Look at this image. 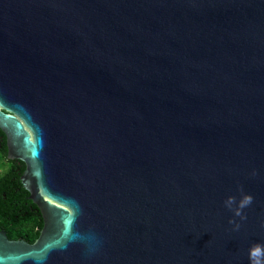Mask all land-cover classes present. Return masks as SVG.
<instances>
[{
	"label": "water",
	"instance_id": "1",
	"mask_svg": "<svg viewBox=\"0 0 264 264\" xmlns=\"http://www.w3.org/2000/svg\"><path fill=\"white\" fill-rule=\"evenodd\" d=\"M0 129L42 217L32 242L0 228V264H249L264 0H0Z\"/></svg>",
	"mask_w": 264,
	"mask_h": 264
},
{
	"label": "trees",
	"instance_id": "2",
	"mask_svg": "<svg viewBox=\"0 0 264 264\" xmlns=\"http://www.w3.org/2000/svg\"><path fill=\"white\" fill-rule=\"evenodd\" d=\"M6 138L0 129V154L6 158ZM9 167L0 176V228L9 238H21L32 242L42 227L39 209L23 187L21 175L25 164L19 159H7Z\"/></svg>",
	"mask_w": 264,
	"mask_h": 264
},
{
	"label": "clouds",
	"instance_id": "3",
	"mask_svg": "<svg viewBox=\"0 0 264 264\" xmlns=\"http://www.w3.org/2000/svg\"><path fill=\"white\" fill-rule=\"evenodd\" d=\"M253 171L252 175H255ZM240 198L237 200L235 196H228L224 200V206L229 209L235 217H239L241 220L246 219V216L243 214V209L251 205L253 202V197L250 194H245L241 189ZM230 224L234 225V230H238L240 225L235 223L234 220H229ZM69 242L81 243L87 253H94L98 250L99 238L94 231L89 230L87 233H80L75 231L73 225L68 229ZM248 260L249 264H264V244L253 243L248 248Z\"/></svg>",
	"mask_w": 264,
	"mask_h": 264
},
{
	"label": "rangeland",
	"instance_id": "4",
	"mask_svg": "<svg viewBox=\"0 0 264 264\" xmlns=\"http://www.w3.org/2000/svg\"><path fill=\"white\" fill-rule=\"evenodd\" d=\"M9 167V162L7 158L0 154V176L6 172Z\"/></svg>",
	"mask_w": 264,
	"mask_h": 264
},
{
	"label": "snow or ice",
	"instance_id": "5",
	"mask_svg": "<svg viewBox=\"0 0 264 264\" xmlns=\"http://www.w3.org/2000/svg\"><path fill=\"white\" fill-rule=\"evenodd\" d=\"M72 225V218L69 217L68 219L65 220V227H64V234H68V229Z\"/></svg>",
	"mask_w": 264,
	"mask_h": 264
}]
</instances>
